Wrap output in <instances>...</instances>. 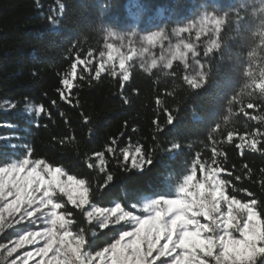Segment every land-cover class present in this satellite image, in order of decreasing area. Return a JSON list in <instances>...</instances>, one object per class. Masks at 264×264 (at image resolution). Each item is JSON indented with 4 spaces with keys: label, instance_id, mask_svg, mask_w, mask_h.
<instances>
[{
    "label": "trees",
    "instance_id": "trees-1",
    "mask_svg": "<svg viewBox=\"0 0 264 264\" xmlns=\"http://www.w3.org/2000/svg\"><path fill=\"white\" fill-rule=\"evenodd\" d=\"M263 2L0 0V166L18 163L30 148L31 161L44 160L65 176L86 181V209L120 203L138 216L144 215L137 208L146 199H183L186 194L179 189L188 176L194 175L195 185L207 170L221 166L216 178L228 181L226 193L243 203L255 198L264 219V152L247 146L251 138L264 141V88L256 87L264 82V56L250 55L249 38L251 7ZM204 11L222 17V23L216 48L196 47L200 87L188 84L177 62L146 73L126 61L118 73L116 62L102 59L107 34L134 27L141 35H170ZM66 73L73 77L71 104L59 94ZM41 105L52 113L50 119L27 111ZM256 129L260 132L252 137ZM237 143L245 146L237 149ZM137 147L141 156L151 157L150 165L133 168L131 160H124V150L135 155ZM106 173L113 179L101 188ZM64 204L68 230L83 235L84 249L93 254L131 227L127 221L112 225L109 219L101 229L83 209ZM13 237L10 231L0 233V248ZM0 262L5 264L1 256Z\"/></svg>",
    "mask_w": 264,
    "mask_h": 264
},
{
    "label": "snow or ice",
    "instance_id": "snow-or-ice-1",
    "mask_svg": "<svg viewBox=\"0 0 264 264\" xmlns=\"http://www.w3.org/2000/svg\"><path fill=\"white\" fill-rule=\"evenodd\" d=\"M60 83L63 85L59 90L61 100L71 104L73 77L66 73ZM189 83L193 87H200L195 81ZM256 87L264 88V82L257 83ZM64 89L68 90L69 95H65ZM52 104L56 106V101L53 100ZM9 106L15 109L17 104L9 102ZM27 111L34 113L36 117L46 115L50 119L52 115L43 105L31 106ZM172 122V119L168 120L169 125ZM153 123L159 122L155 120ZM259 132L256 129L251 136L255 137ZM232 138V134H229L228 139ZM240 139L245 140V136ZM258 144L262 147L258 148ZM244 146L241 143L236 144L237 149ZM247 146L252 152H264L262 140L248 139ZM107 151L114 154L112 147H108ZM141 152L142 149L137 147L135 155H131L125 149L123 158L125 161L131 160L133 168H140L142 162L150 165L151 157L147 154L141 156ZM30 153L29 148L28 153L18 163L0 166V199L13 197L10 203L0 207V214L20 213L27 205L17 223L25 217L30 218L32 223H37L43 217L51 224V228H46L43 233L27 231L20 235L15 246L7 250L8 256H12L13 252L26 243L31 244L37 237H42L46 239V243L35 250V255L40 258L37 264H155L156 260L164 256L173 258L171 261L162 260L160 264H210L206 257H210L215 264H264V219H261L254 207L257 200L253 198L250 203H243L235 196L227 194L225 188L228 181L216 178V173L222 170L221 166L207 170V176H202V181L195 185L192 184L194 175L188 176L179 189L180 193L186 194L183 199H162L145 205L144 210L149 215L141 218L124 210L120 203L113 207L91 206V210L86 209L85 206L90 205V189L86 181L72 175H67L66 180L62 179L64 172L60 167L49 166L41 159L31 161ZM96 155L102 157L103 154ZM100 164L101 171H104L103 159ZM89 167L93 165L89 164ZM122 167L127 171V164ZM112 179V175L106 173L105 184L100 187L104 188ZM190 187L197 191H190ZM57 192L66 196L71 206L83 209L86 217L92 218L95 215L101 229L108 226L110 217L116 223L121 220L134 222L135 229L122 231L118 239L94 254L82 250L85 237L73 236L66 227L70 221H66L65 215L57 212L62 208V204L53 199ZM42 209L50 210L48 216H44ZM36 212L41 215L35 216ZM2 220L3 216L0 215V221ZM234 232L238 233L239 238ZM161 240L165 242L160 244ZM177 249L180 251L177 252ZM49 253H52V257L45 259ZM153 253L156 254L155 257ZM32 256V251H26L23 255L24 264ZM11 264H17V260L13 259Z\"/></svg>",
    "mask_w": 264,
    "mask_h": 264
},
{
    "label": "rangeland",
    "instance_id": "rangeland-1",
    "mask_svg": "<svg viewBox=\"0 0 264 264\" xmlns=\"http://www.w3.org/2000/svg\"><path fill=\"white\" fill-rule=\"evenodd\" d=\"M250 15L253 20L249 36L252 45L250 55L253 57H262L264 56V2L252 6ZM221 23L222 17L204 11L195 22L177 29L170 35H166L162 31L141 35L137 33L134 27H128L117 34L105 35L102 59H104L105 63L109 65L116 62V66L119 68L117 71L118 73L122 71V64L126 61L136 64L146 73L159 67L167 69L173 63L177 62L182 65L188 84H190L189 81H195L196 84H199L201 83L203 76L201 65L197 60L196 47L203 44L208 49L216 48L217 36ZM0 127H2V125H0ZM38 171H40V169H38ZM66 178L67 176L65 175L62 177V179L65 180ZM12 199L13 197L0 199V207H3L4 204L10 203ZM53 199L62 204V208L57 210V212L61 215H65L66 221H69L63 211L65 201L68 202L66 196L57 192ZM153 202L154 201L151 199H146L143 204L137 208V211L144 213V215L140 216L141 218L148 217L149 213L145 212L144 206ZM87 206L88 205L85 207ZM24 208H27V205H25ZM24 208L21 209L20 213L9 215L8 212H3L0 214L3 216V220L0 221V233L10 231L14 236L4 247L0 248V256L5 264H11L13 259L17 260V264H24L23 255L26 251L33 252V256L28 258L27 264H37L40 258L35 255V250L39 247H43L46 243L45 238L37 237L33 243H26L22 248L13 252L12 256L7 255V250L15 246V241L20 235L26 234L27 231L43 233L46 228H51V224L43 217L37 223H32L28 217H25L17 223L16 221L20 220ZM88 210H91V207H88ZM49 211V209H42L44 216H48ZM152 214L154 215V213ZM40 215V212L35 213V216ZM32 219H35V217ZM89 219L98 223V219L95 215ZM109 219L113 218L110 217ZM121 221H127L131 225L128 231H134V222L129 220ZM113 224H117L114 219L112 225ZM68 226L67 223V229ZM164 242L165 241L161 240L160 244H163ZM179 251L180 250L177 249V252ZM155 255L156 254L153 253V257H155ZM174 255L175 254H173V256ZM51 257L52 253H49L48 257H45V259ZM153 257H149V259H153ZM172 258L173 257L169 256L160 257L155 261V264H160V261L162 260L171 261Z\"/></svg>",
    "mask_w": 264,
    "mask_h": 264
}]
</instances>
